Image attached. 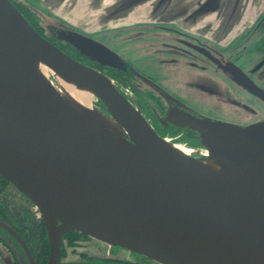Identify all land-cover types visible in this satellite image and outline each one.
<instances>
[{
	"label": "water",
	"instance_id": "obj_1",
	"mask_svg": "<svg viewBox=\"0 0 264 264\" xmlns=\"http://www.w3.org/2000/svg\"><path fill=\"white\" fill-rule=\"evenodd\" d=\"M58 39L105 66L119 62L71 30ZM58 80L91 94L105 113L77 109ZM177 119L169 121L196 132L208 158L159 138L107 76L66 56L0 0V176L40 213L47 264H58L71 232L158 264H264V120Z\"/></svg>",
	"mask_w": 264,
	"mask_h": 264
},
{
	"label": "flooded vegetation",
	"instance_id": "obj_2",
	"mask_svg": "<svg viewBox=\"0 0 264 264\" xmlns=\"http://www.w3.org/2000/svg\"><path fill=\"white\" fill-rule=\"evenodd\" d=\"M10 1L43 39L75 62L107 76L159 138L187 147L194 157L206 151L198 134L172 124L170 118L191 116L238 127L258 122L255 111L245 116L244 113L250 110L247 104H264V82L257 79L264 78V70L253 72L254 67L245 66L238 51L233 49L238 40L259 31L260 23L256 21L264 14L259 0H217L214 3L212 0H141L124 10L123 0H117L106 12L111 14L110 18L106 15L103 22L119 24L108 31L100 28L92 35L63 21L49 24L45 31L37 24L38 18L33 13L31 20L28 19L23 9ZM133 1L136 0H125V3L130 5ZM247 14L258 17L244 23ZM213 19L217 22L212 23ZM68 30L104 47L119 62L109 67L101 64L105 62L98 55H95L98 62L82 55L58 39L61 31ZM230 35L232 38L228 41ZM107 40L112 43L108 44ZM123 41L124 54L119 45ZM132 43L142 45L133 48ZM263 59L264 56L260 61ZM180 89L192 95H211L215 102L229 103L230 107L203 112L189 102L196 98L180 97L183 92ZM96 107L105 113L100 103L97 102ZM65 244L75 245L79 252L73 250L72 254H77L78 259L62 261ZM48 255L47 234L40 213L14 185L0 176V264H47ZM58 264L158 263L71 232L61 237Z\"/></svg>",
	"mask_w": 264,
	"mask_h": 264
},
{
	"label": "rangeland",
	"instance_id": "obj_3",
	"mask_svg": "<svg viewBox=\"0 0 264 264\" xmlns=\"http://www.w3.org/2000/svg\"><path fill=\"white\" fill-rule=\"evenodd\" d=\"M15 2L18 6V8H22L25 15L28 17V19L31 20L32 13L38 18L37 24L44 28L46 31V27L49 24L57 25L58 23L65 22L66 24L73 25L74 27H77L84 32L88 33L89 35L94 34L97 32L100 28H106L107 31L111 30L109 28H112L113 25L116 24H109V22L104 23L103 18L107 15L106 12L112 6L117 0H12ZM213 3L217 0H212ZM260 2V9L262 10L264 8V0H259ZM122 9H127L126 6L128 4L125 3V0L122 1ZM260 11V10H259ZM111 14H108L106 17L107 19L110 18ZM247 18L243 19L242 22L244 23H250L253 22L258 16L255 14H248L246 16ZM260 18L257 19L258 23H260L259 31H256L254 35H249L245 37L243 40H238L236 43H234L236 46V49H233L234 51H238L239 57H241V61L245 66L248 65L249 69L253 68V72L258 71V69L264 70V59L260 61V59L264 56V14L259 16ZM63 21V22H60ZM123 22V21H121ZM213 19L212 23H216ZM64 23V25H65ZM130 35V34H127ZM232 35H230L229 40H231ZM124 38H129L128 36H125ZM130 41V39H127L126 41ZM135 40H132L134 42ZM112 43L111 40H107V43ZM128 42V43H129ZM125 42H119V45H121L120 50L123 53L124 52V45ZM127 43V44H128ZM139 45H142V43H132L130 46H134L133 48H140ZM124 46V47H123ZM136 46V47H135ZM124 54V53H123ZM126 54V52H125ZM127 55V54H126ZM245 61V62H244ZM137 62V61H136ZM138 64V62H137ZM140 65V64H139ZM254 65V66H253ZM197 74V73H196ZM260 74V73H258ZM49 79L53 82L54 85L56 83L52 79V75L48 73ZM259 82H264V78L260 77L257 78ZM60 86V84H59ZM183 92L180 94V97H183L185 100H188L189 97H194L196 100L190 101V103L195 104L198 109H200L203 112H210L211 110H218L222 107H230L228 104H224L220 101H216L211 98V95L207 94H196L192 95L189 91H186V89H180ZM185 92V93H184ZM245 99V98H244ZM92 105L102 112L100 109L96 107L97 102L100 103V105L104 108V106L101 104L100 101L92 98ZM188 102V101H187ZM245 104L246 100L243 101ZM254 104V105H253ZM246 105L250 110H248L247 113H244L245 115H250L251 111H255L257 117H255V120L257 121L264 120V104L261 103H253ZM105 109V108H104ZM104 113V112H102ZM249 120H252L253 118L247 117ZM249 123V121H247ZM169 141V140H167ZM170 144H174L169 142ZM175 146H182L178 144H174ZM183 147V146H182ZM185 147V146H184ZM185 149L189 150L187 147ZM194 154H190V156H193ZM194 157V156H193ZM195 158H201V156H196ZM75 245L72 244H65L64 245V253H63V260H76L78 259L77 254H72L73 250L75 253L79 252L76 248H74Z\"/></svg>",
	"mask_w": 264,
	"mask_h": 264
},
{
	"label": "bare ground",
	"instance_id": "obj_4",
	"mask_svg": "<svg viewBox=\"0 0 264 264\" xmlns=\"http://www.w3.org/2000/svg\"><path fill=\"white\" fill-rule=\"evenodd\" d=\"M43 72L45 74L48 73V70L46 68H43ZM59 84H60V88L61 91H63L64 96L66 97V99L69 101V103H71L73 106H76L77 109L80 110H86L88 113H92L93 115H97L95 114V107L93 108L92 106V98L93 96L91 94H89L88 92H86L85 90L79 89V88H74L73 86L64 83L60 80ZM97 121L101 122L104 125H107L114 128L115 130H117V126L112 123V122H107V121H101L100 119L98 120V118L94 117ZM105 122V123H104ZM107 123V124H106ZM166 143L170 144L169 141L165 140ZM177 149V151L180 150V152L187 154L188 156H190V154H192L193 152L190 150L185 149L182 146H175ZM206 157L208 158L207 152H203V154L201 155V157ZM208 164L213 165V161L209 160L206 161Z\"/></svg>",
	"mask_w": 264,
	"mask_h": 264
},
{
	"label": "crops",
	"instance_id": "obj_5",
	"mask_svg": "<svg viewBox=\"0 0 264 264\" xmlns=\"http://www.w3.org/2000/svg\"><path fill=\"white\" fill-rule=\"evenodd\" d=\"M248 15V14H247ZM250 15V14H249ZM254 15V14H253Z\"/></svg>",
	"mask_w": 264,
	"mask_h": 264
}]
</instances>
